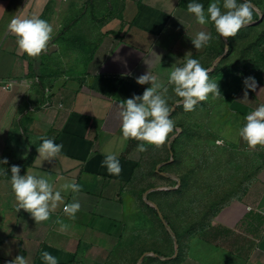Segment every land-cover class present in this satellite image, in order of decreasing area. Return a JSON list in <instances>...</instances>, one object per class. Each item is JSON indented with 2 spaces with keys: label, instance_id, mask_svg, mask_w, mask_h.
Masks as SVG:
<instances>
[{
  "label": "crops",
  "instance_id": "obj_1",
  "mask_svg": "<svg viewBox=\"0 0 264 264\" xmlns=\"http://www.w3.org/2000/svg\"><path fill=\"white\" fill-rule=\"evenodd\" d=\"M66 1L0 0V82L14 80L6 89L0 84V159L8 160L0 166L6 169L0 173V264H11L17 255L30 264H45L43 251L59 264H117L121 255L124 264H134L143 250L169 258L146 253L138 264H264V146L250 147L238 134L246 115L264 104V20L257 3L252 1L253 23L224 38L214 24L196 22L187 11L189 0ZM199 2L207 11L213 0ZM219 2L222 8L223 0ZM74 5L88 7L100 24V36L81 72L51 82L40 72L47 52L38 57L22 53L7 25L13 17L32 15L61 22L67 7ZM198 31L213 36L201 49L191 42ZM188 56L209 70L221 93L209 94L192 111L176 105L182 98L168 86L170 71ZM147 72L168 86L170 118L179 121L186 112L188 125L206 134L209 149H219L222 156L208 160L219 164L217 173L181 178L178 173L149 172V162L159 159L158 148L123 138L120 104L150 86L136 82ZM41 137L62 143L61 154L42 160L37 152ZM213 140L223 143L214 146ZM141 143L143 152L137 147ZM108 152L118 154L119 175L101 165ZM248 156L246 172L243 157ZM13 165L20 166L22 175L47 176L57 188L75 179L81 190L62 195L65 203L80 202L76 218L63 212V204L42 222L17 211ZM185 181L204 183L200 190H189L181 188ZM143 189L160 204L159 195L171 194L172 223L181 234L178 244L167 240L156 215L142 203ZM201 194L200 209L195 197Z\"/></svg>",
  "mask_w": 264,
  "mask_h": 264
},
{
  "label": "clouds",
  "instance_id": "obj_2",
  "mask_svg": "<svg viewBox=\"0 0 264 264\" xmlns=\"http://www.w3.org/2000/svg\"><path fill=\"white\" fill-rule=\"evenodd\" d=\"M222 8L226 11H222ZM222 8L219 0H213L207 11L199 0H189L187 5L188 13L194 15L199 25L214 24L220 37H234L241 28L253 23L255 6L252 0H223ZM7 30L16 36L19 50L29 57H38L55 47L50 45L55 35L54 25L39 16L13 17ZM212 39L211 32L198 31L191 42L195 49H201ZM136 82L140 85L150 83V86L141 95L134 94L120 104L122 136L125 140L134 138L156 146L163 145L175 127L174 120L170 118L173 106L168 103V86L172 87L177 97L182 98L175 103L182 104L185 111L194 110L195 105L207 100L209 94L216 97L221 94L218 82L209 78V70L191 56L172 68L168 75V86L162 87L158 75L149 72L137 77ZM245 85L251 88L248 80H245ZM245 120L246 123L238 130L239 136L250 147L264 146V104L246 115ZM222 143L223 141H217V144ZM137 147L141 152L146 150L143 143ZM62 149L63 144L57 143L54 138L41 137L37 152L42 160H50L61 154ZM7 164V158L0 159V166ZM101 165L106 166L110 174L119 175L122 171L118 154L113 152L105 154ZM5 172L6 169L0 167V173ZM11 186L15 194L16 210H25L36 222L47 221L60 204L64 205L63 212L71 219L76 218V213L81 208L78 200L65 203L62 195V192L78 193L81 190V185L75 179L66 180L57 188L47 176L29 171L22 175L20 166L13 165ZM41 258L45 264H59L58 258L48 251H43ZM11 264H30V261L23 255H17Z\"/></svg>",
  "mask_w": 264,
  "mask_h": 264
},
{
  "label": "rangeland",
  "instance_id": "obj_3",
  "mask_svg": "<svg viewBox=\"0 0 264 264\" xmlns=\"http://www.w3.org/2000/svg\"><path fill=\"white\" fill-rule=\"evenodd\" d=\"M257 3L259 7V12L264 20V0H252ZM67 2V1H63ZM92 15V14H91ZM54 25V30L57 31V35L50 41V45H55L49 52H47V58L41 63V77H46L51 82L56 78L65 79L66 76L76 75L82 71L84 62L86 61L93 45L99 39V29L100 24L97 22L96 18L89 15L88 7L81 9V6L76 7L69 6L63 16H61V22L52 21ZM58 23V24H57ZM183 119L175 122L174 131L169 134V136H175L174 149H175V159L164 165H158V170L164 171L165 173H178L181 178H186L188 175H200L203 176L206 173H217L220 169L218 163H209L212 157L219 158L222 154L218 150L209 149V141L206 138V134L203 132H195L194 129L188 125L187 115L184 112ZM198 130V129H196ZM218 140H213L214 146H219L217 144ZM222 141V140H220ZM149 147H157L158 160L150 161L149 172H154L155 165L161 160L165 159L168 155L166 149V143L160 146L149 145ZM189 147H192L193 151L189 153ZM162 149V152L160 151ZM191 149V148H190ZM161 156V157H160ZM190 156V157H189ZM211 157V158H210ZM250 157H243L245 162V171L247 172L248 162ZM195 178V177H193ZM183 189L189 190H200V184L204 181H185ZM186 196L187 193H184ZM195 197V200H200V206L203 207L202 197ZM161 204L156 201L155 198L149 197L154 202H156L163 213L166 214L169 221L172 223V208H171V194H161ZM187 199V197H184ZM202 204V206H201ZM187 214H185V218ZM160 223V222H159ZM173 224V223H172ZM161 225V223H160ZM162 226V225H161ZM177 230V228H176ZM164 234L167 236V240H171L167 235L166 231L163 229ZM187 232L188 229L180 230ZM121 261H117V264H124L123 255L120 256ZM129 263V261H128ZM70 264H89L84 261L77 260ZM103 264H108L107 262ZM112 264V263H110Z\"/></svg>",
  "mask_w": 264,
  "mask_h": 264
},
{
  "label": "trees",
  "instance_id": "obj_4",
  "mask_svg": "<svg viewBox=\"0 0 264 264\" xmlns=\"http://www.w3.org/2000/svg\"><path fill=\"white\" fill-rule=\"evenodd\" d=\"M166 142H167V145H168V147H167L168 156L165 159H163L160 162H158L157 165L158 164L164 165V164L169 163L170 161H174V159H175V149H174L175 137H170L169 136L168 139L166 140ZM155 170L157 172L159 171L160 173L166 174L164 171L157 170V168H155ZM149 189L141 190L140 193H139V198L141 199V201L144 204V206L149 211L153 212L156 215L157 219L159 220V222L163 226L164 230L166 231V233L170 237V239L174 240L176 242V244H178V240H179V237H180L181 234L175 230L173 224L169 221V219L166 216V214L161 211V209L158 206V204H156L154 201H152L151 199H149L146 196V193H147V191ZM146 253H154V255H156L157 258H160V259H163V260H167L169 258V256L161 255L156 250H143L139 254V256L134 260L133 263L134 264H138L139 263V259ZM175 257H176V254H175Z\"/></svg>",
  "mask_w": 264,
  "mask_h": 264
},
{
  "label": "built area",
  "instance_id": "obj_5",
  "mask_svg": "<svg viewBox=\"0 0 264 264\" xmlns=\"http://www.w3.org/2000/svg\"><path fill=\"white\" fill-rule=\"evenodd\" d=\"M63 1H66V0H63ZM13 82H14V80H8V81H5V82L4 81H1L0 84H1V86L4 89H6V88H8L9 85H12Z\"/></svg>",
  "mask_w": 264,
  "mask_h": 264
}]
</instances>
